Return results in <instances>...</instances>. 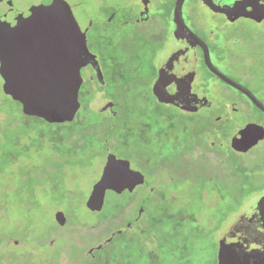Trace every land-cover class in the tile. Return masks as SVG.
<instances>
[{
	"label": "rangeland",
	"instance_id": "obj_1",
	"mask_svg": "<svg viewBox=\"0 0 264 264\" xmlns=\"http://www.w3.org/2000/svg\"><path fill=\"white\" fill-rule=\"evenodd\" d=\"M86 3L92 6L94 0ZM14 16L11 12L7 19ZM94 51L105 58L107 75L117 77L108 81L102 93L115 100L124 121L109 120L100 95H89L91 82L81 88L76 121L54 123L27 114L13 95L9 70L1 67L6 64L0 61V264H88V250L119 228L121 234L94 250L92 264H220V232L239 211L244 195L224 191L223 181L215 176L217 163L206 169L216 178L202 182L201 176L185 179L187 172H178L175 162H167L165 169L154 167L153 162H136L135 154H146L148 147L130 151L127 143L146 116H166V126H179L175 131L182 129L186 119L151 94L153 46L134 42L127 49ZM93 122L105 147L86 139L85 128ZM188 125L194 133L201 126ZM202 133L196 137L198 142ZM107 152L129 159L132 169L148 166L153 170L147 174L148 185L166 193L165 200L151 199L147 204L139 233L137 224L131 231L124 227L136 212L132 199H141L145 184L136 187L134 197L107 191L100 212L85 206ZM58 210L66 217L61 226L54 218ZM12 241L18 245H6Z\"/></svg>",
	"mask_w": 264,
	"mask_h": 264
},
{
	"label": "flooded vegetation",
	"instance_id": "obj_2",
	"mask_svg": "<svg viewBox=\"0 0 264 264\" xmlns=\"http://www.w3.org/2000/svg\"><path fill=\"white\" fill-rule=\"evenodd\" d=\"M60 1L69 7L85 36L89 52L97 60L96 64L89 59L80 69L82 82L78 101L83 84L93 83L89 95L94 98L98 94L108 102L103 103V107L109 120L124 121L115 100L102 93L108 81H115L117 77L107 75L105 58L94 50L127 49L129 43L134 42L141 47L149 44L155 50L150 69L151 85L154 87L159 75L167 83L165 88L161 85L159 92L151 91V94L159 102L158 95L164 93L170 103H159L184 117L186 124L175 131L179 126H166V116H146L142 128H138L127 143L130 151L136 146L148 147L146 154H135L136 162H153L154 167L160 169H165L167 162H175L178 172H187L185 179L189 175L190 178L201 176L202 182L221 178L227 194L233 191L244 195L245 200L234 216L252 199L264 194V185L259 186L264 181V0H183L182 20L175 18L177 0H94L92 6L86 0ZM7 7L18 8V5L1 0L0 8ZM0 53L10 55L7 60L0 57V61L6 64L1 67L9 70L16 92L30 91L34 66L40 65V61L31 62L23 50L16 58L17 52L1 45ZM19 103L24 109V103ZM79 109L72 121L77 120ZM191 122L201 125L195 133L188 125ZM199 132H203L201 142L196 139ZM215 163L216 177L206 171ZM147 167L134 169L144 175V183L138 186L145 184L146 187L141 199H132L136 212L124 230L131 231L137 224L139 233L147 204L151 199L165 200L166 193L161 188L148 185L147 174L153 170ZM167 172L171 182L172 170ZM136 187L132 192H124L134 197ZM169 197V201L175 199ZM249 209H254V205ZM115 231L121 234L123 230ZM115 234H111L107 238L110 241L106 239L100 249L111 242ZM10 244L16 247L18 242H6ZM94 250L95 247L88 250V264L95 259Z\"/></svg>",
	"mask_w": 264,
	"mask_h": 264
},
{
	"label": "water",
	"instance_id": "obj_3",
	"mask_svg": "<svg viewBox=\"0 0 264 264\" xmlns=\"http://www.w3.org/2000/svg\"><path fill=\"white\" fill-rule=\"evenodd\" d=\"M6 1L8 4L14 3L16 7L18 5V8H0V45L6 50L17 52L16 58L23 50L33 60L40 61V65L36 63L30 91L21 94L14 88L13 95L24 103L23 110L27 114L54 123L71 122L80 106V69L89 59L97 64L95 55L86 46L84 34L63 1ZM182 1H176L175 18L181 19ZM11 12H15L16 16L7 19ZM4 56L0 53V57ZM166 83L159 75L153 91L159 92L161 85L165 88ZM158 101L170 103L164 93L158 95ZM143 183L144 175L132 169L128 159L107 153L101 174L93 184L85 206L91 212H100L107 191L115 194L132 192ZM252 204L254 209H249ZM54 218L60 226L66 222L60 210L55 212ZM106 241H110V238ZM218 244L220 264H264V194L252 199L230 220L220 232ZM101 247L99 244L95 249Z\"/></svg>",
	"mask_w": 264,
	"mask_h": 264
},
{
	"label": "trees",
	"instance_id": "obj_4",
	"mask_svg": "<svg viewBox=\"0 0 264 264\" xmlns=\"http://www.w3.org/2000/svg\"><path fill=\"white\" fill-rule=\"evenodd\" d=\"M95 125H96L95 122H93V124L91 125L92 126L91 128L89 126L85 128L84 133L86 135V139H89L90 141L95 140L98 143L104 144L105 141H102L103 139L100 137V134L98 133V131L95 130L96 129ZM78 141H79V137H78ZM104 147H105V144H104ZM146 212H147V208L143 211L144 213L143 217L145 216Z\"/></svg>",
	"mask_w": 264,
	"mask_h": 264
}]
</instances>
